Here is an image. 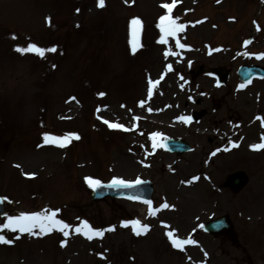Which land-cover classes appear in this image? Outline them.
<instances>
[{
	"label": "rangeland",
	"instance_id": "374dc122",
	"mask_svg": "<svg viewBox=\"0 0 264 264\" xmlns=\"http://www.w3.org/2000/svg\"><path fill=\"white\" fill-rule=\"evenodd\" d=\"M105 3L98 8L97 0H0V194L11 202L0 225L8 216L48 208L59 210L58 218L73 226L67 238L59 231L30 235L0 229V235L13 241L0 244V264H264V151L249 149L264 136L256 119L264 117V79L241 89L236 73L244 63L264 64L258 58L264 54V0H177L172 15L186 27L166 45L158 42L157 25L166 14L161 4L172 0ZM134 17L143 22L142 47L135 54ZM250 36L254 40L245 45ZM176 39L186 47L177 48ZM28 43L57 51L41 58L14 50ZM169 48L179 55L165 57ZM201 65H227L229 81L220 86L212 76L194 73ZM149 79L159 84L149 104L140 107ZM148 105L158 117L147 114ZM202 109L206 114L198 122H171L173 116ZM99 116L130 130L111 129ZM227 120H238L239 129L231 132ZM158 130L164 137H183L193 150L180 156L155 152L147 135ZM45 133H76L80 139L59 148L44 144ZM229 134L241 143L231 152L225 151ZM153 157H159L158 165L151 164L157 169L150 176L156 185L153 207L165 201L174 207L150 217L148 208L130 199L90 204L86 177L141 179L146 176L143 161ZM179 164L182 170L176 172ZM198 170L207 171V177L184 184L181 178ZM228 170L249 175L240 194L222 185ZM33 173L34 178L26 175ZM224 213L235 224L238 245L201 230L202 223ZM85 220L94 228L115 231L88 240L74 232ZM132 220L150 230L137 236L131 226H122ZM169 230L197 243L175 249ZM65 239L67 245L61 247Z\"/></svg>",
	"mask_w": 264,
	"mask_h": 264
},
{
	"label": "snow or ice",
	"instance_id": "6c2138e0",
	"mask_svg": "<svg viewBox=\"0 0 264 264\" xmlns=\"http://www.w3.org/2000/svg\"><path fill=\"white\" fill-rule=\"evenodd\" d=\"M125 3H128V0H125ZM177 0H172V3H163L161 4V7L166 10V14L161 16L159 18V23L157 27L159 28L161 32V36L159 39L160 44H168L169 38H176L178 33L184 32L186 25L179 22V17H173L172 11L176 7ZM217 3H220V0H217ZM106 6L105 0H97V7L98 8H104ZM79 11V9H77ZM46 22L49 25V27L52 26V20L51 17L46 18ZM202 21H198L200 23ZM255 23V22H254ZM257 30H260L259 25H257ZM130 31H131V46L133 54L137 51L138 48L142 47V44L140 43V36L143 31V22L139 17H134L130 21ZM13 39H17L16 36L12 37ZM251 43V41H245V45ZM175 46L179 49H184L186 47L185 44L181 43L179 39L175 40ZM16 52L20 54H28L32 53L35 55H38L39 57L43 58L46 56V53L52 52L55 53L57 51L56 47L51 48H43L37 45L36 43H28L26 46H17L14 49ZM220 49H216V51H219ZM165 57L168 56H174L179 55V53H176L172 51L171 48L165 51L164 53ZM258 58L264 59V54H261ZM167 70L171 71L172 66L168 65ZM149 88H148V95L151 97L152 90L156 86V84H159V81L153 82L151 79L148 81ZM241 88H244L245 85H240ZM99 95L102 97L105 95V93H99ZM75 100V97L72 98ZM144 102H141V106H143ZM99 111V109H98ZM151 111V109H149ZM135 120H139V117H134ZM181 120H183L185 123L189 122L191 120V117H180ZM257 120H260L262 123V126H264V117H257ZM103 123L107 124L109 128L111 129H118V130H125L128 131L130 129L125 128L123 124L120 123H111L107 120H103ZM161 136L160 133H152L151 139L153 141L152 147L153 149H156L158 147H163L162 144L157 142V137ZM44 144L45 145H54L59 148H66L68 147L73 140H79L80 136L76 133H68L64 136H54L45 133L43 136ZM232 147L236 148L239 147L238 144L232 143ZM253 150H262L264 149V136L261 137V142L258 144L251 145ZM228 149H225L227 151ZM216 153H212V155H215ZM19 167V165H17ZM29 176V178H34L35 174H26ZM86 183L90 188L93 190H96L97 188L102 187L101 181L98 179H94L91 177H86ZM198 179V178H196ZM143 183L141 180L137 179L135 182H129L125 181L120 178H113L111 184L107 185L108 187H124V188H131L135 185H139ZM6 199V198H4ZM129 199H140L139 197H129ZM2 202V200H0ZM145 205L148 206V216L154 217L157 215V213L161 210L168 209L171 207H174L172 205H169L166 201L162 203L158 208L153 207V201L150 199H144L141 201ZM58 211L59 210H52L45 208L41 211L32 212V213H25L22 212L17 216H8L7 222L2 223L0 225V229H7L11 232H17L20 233H28L30 235H48L51 234L53 231H59L63 233V236L67 238L70 235V230L72 229V225L66 223L62 219L58 218ZM123 227H132V230L135 235H146L147 232L150 230L149 225L143 224L140 220H132V221H124L122 222ZM165 227L170 228V226L165 225ZM35 229H39V232H35ZM115 231V227H109L108 229H102V228H94L91 224H89L88 221H82L81 226L75 227L74 232L79 235L85 236L88 240H93L95 238L103 239L106 232H112ZM168 239L171 242L172 247L175 249H178L180 251L185 250L186 245L190 244H196L197 242L191 238L188 239H181L178 237L175 230H169L166 233ZM13 241L10 239H7L4 235H0V244H12ZM67 245V240L61 242V247H65ZM207 255V253H205ZM102 259H106L103 253L100 254ZM191 257H189V260Z\"/></svg>",
	"mask_w": 264,
	"mask_h": 264
},
{
	"label": "water",
	"instance_id": "95a60500",
	"mask_svg": "<svg viewBox=\"0 0 264 264\" xmlns=\"http://www.w3.org/2000/svg\"><path fill=\"white\" fill-rule=\"evenodd\" d=\"M254 70H258L263 72L262 69L258 68V67H253L250 69L245 70L246 72V76L249 74H252ZM216 73L220 74L221 70L215 71ZM264 73V72H263ZM235 185H239L243 182L244 180V176L242 174H237L235 176H233L230 179ZM144 186H146L145 184H139V185H135L133 188H142L145 192L146 195H150L151 194V189L148 190L147 188H145ZM124 192L121 191L120 187H108L107 184H102V187L97 188L95 190V193L93 194V201L103 198L106 195H116V194H123ZM210 231H214L216 233L222 231V230H226L228 233H230L231 235L233 234V229H232V224H230L229 220L227 217H222L221 219L208 224L207 228Z\"/></svg>",
	"mask_w": 264,
	"mask_h": 264
},
{
	"label": "bare ground",
	"instance_id": "6f19581e",
	"mask_svg": "<svg viewBox=\"0 0 264 264\" xmlns=\"http://www.w3.org/2000/svg\"><path fill=\"white\" fill-rule=\"evenodd\" d=\"M263 151V150H262ZM261 151V152H262ZM182 170V167H179V169H178V171L180 172ZM180 177H182L181 175H180ZM186 199H188V198H186ZM188 201H191V199H188ZM187 200L186 201H184V204H185V206L187 207V202H188ZM189 204H191V202L189 203ZM180 207H182V206H180ZM185 209V208H184ZM187 209V208H186ZM185 209V210H186ZM182 211H184V210H182Z\"/></svg>",
	"mask_w": 264,
	"mask_h": 264
}]
</instances>
